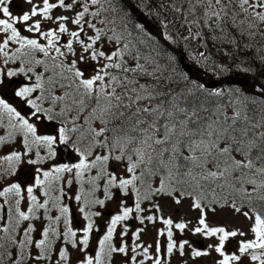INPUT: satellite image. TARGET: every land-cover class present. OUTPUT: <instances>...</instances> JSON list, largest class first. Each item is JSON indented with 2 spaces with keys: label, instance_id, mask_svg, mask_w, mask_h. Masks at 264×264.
I'll return each instance as SVG.
<instances>
[{
  "label": "snow or ice",
  "instance_id": "1",
  "mask_svg": "<svg viewBox=\"0 0 264 264\" xmlns=\"http://www.w3.org/2000/svg\"><path fill=\"white\" fill-rule=\"evenodd\" d=\"M135 10L0 0V264H264V85L210 88L176 55L264 75V0Z\"/></svg>",
  "mask_w": 264,
  "mask_h": 264
},
{
  "label": "rangeland",
  "instance_id": "2",
  "mask_svg": "<svg viewBox=\"0 0 264 264\" xmlns=\"http://www.w3.org/2000/svg\"><path fill=\"white\" fill-rule=\"evenodd\" d=\"M258 81H259L260 85H264V77H262V81H260V80H258ZM244 86L247 88H255L254 83H252L251 85H250V83H246ZM236 87H239V86H234V88H236ZM241 89L246 90L243 87H241ZM70 158H69V160H70ZM110 207L114 208V205H110ZM164 214L166 216L171 214L174 221H178L182 217L185 219H191L192 217L197 215V213H193V212L188 211L186 203L183 207H180L179 209H176L175 211H173L172 206H166L165 210H164ZM210 220H211L213 225H225V226H228L229 228L244 227L245 226V222L243 221L242 218H235V217L231 216L229 213H220L216 217H210ZM131 223L133 225V230H134L135 227L138 225L136 224L135 221H133ZM157 227H162V226L157 224ZM154 238H155V232H154L152 226L149 225L148 229L146 231V234L143 235L142 239L145 242L152 243ZM177 238H179V234H177ZM184 238H190L193 240V242H198L199 240H202V248L206 247V245L210 242L209 240L204 239V238L191 237L190 233L187 234ZM162 239H164V238H162ZM234 243L235 242H233L232 244H229L228 247L233 248ZM117 264H119V258L117 259ZM172 264H177V261L174 260L172 262ZM202 264H203V262H202Z\"/></svg>",
  "mask_w": 264,
  "mask_h": 264
},
{
  "label": "water",
  "instance_id": "3",
  "mask_svg": "<svg viewBox=\"0 0 264 264\" xmlns=\"http://www.w3.org/2000/svg\"><path fill=\"white\" fill-rule=\"evenodd\" d=\"M128 6L130 9L133 10V14L135 17L140 18L143 22L146 23V26L149 24V22L147 21L146 18H144L141 13H139L138 11L135 10V7L132 5V3L129 0H126ZM176 55H178L176 53ZM179 61L181 63L182 68L184 69V71L188 72L189 75L193 78H195L196 80L205 83L208 87H219L222 86L224 84H233V85H240L241 87L244 88V85L248 82H252V78H245V77H236V76H226L223 77L219 80H215V79H211L209 77H206L202 74V71L200 69H198L197 67H195L194 65L190 64L189 62H187L184 57L179 56ZM198 244L200 245V242H198Z\"/></svg>",
  "mask_w": 264,
  "mask_h": 264
},
{
  "label": "trees",
  "instance_id": "4",
  "mask_svg": "<svg viewBox=\"0 0 264 264\" xmlns=\"http://www.w3.org/2000/svg\"><path fill=\"white\" fill-rule=\"evenodd\" d=\"M134 4H135V0H131ZM179 50V49H178ZM185 55V54H184ZM186 56V55H185ZM187 58V56H186ZM188 59V58H187ZM178 60V59H177ZM179 62V61H178ZM181 67V66H180ZM203 70V69H202ZM203 73L211 78H214V79H220L221 77L223 76H220L219 78L217 76H215L214 74L210 73V72H206L205 70H203ZM243 76V75H250V76H253L255 77L256 79L262 81V77H264V75H251V74H243V73H239V72H232L231 74H228V76ZM226 76V75H224ZM223 87H232L234 88V86L232 85H229V86H223Z\"/></svg>",
  "mask_w": 264,
  "mask_h": 264
}]
</instances>
